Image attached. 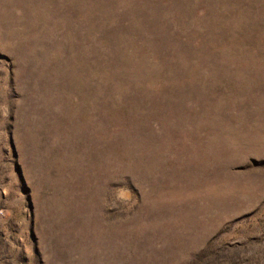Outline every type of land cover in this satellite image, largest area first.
<instances>
[{
    "label": "rangeland",
    "instance_id": "374dc122",
    "mask_svg": "<svg viewBox=\"0 0 264 264\" xmlns=\"http://www.w3.org/2000/svg\"><path fill=\"white\" fill-rule=\"evenodd\" d=\"M0 264H264V0H0Z\"/></svg>",
    "mask_w": 264,
    "mask_h": 264
}]
</instances>
